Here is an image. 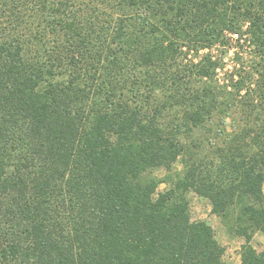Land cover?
<instances>
[{"label":"trees","instance_id":"obj_1","mask_svg":"<svg viewBox=\"0 0 264 264\" xmlns=\"http://www.w3.org/2000/svg\"><path fill=\"white\" fill-rule=\"evenodd\" d=\"M263 185L264 0H0V264H264Z\"/></svg>","mask_w":264,"mask_h":264},{"label":"rangeland","instance_id":"obj_2","mask_svg":"<svg viewBox=\"0 0 264 264\" xmlns=\"http://www.w3.org/2000/svg\"><path fill=\"white\" fill-rule=\"evenodd\" d=\"M29 5V3H25L19 6L20 14L34 13V9L29 7ZM246 24L247 22L241 26L240 30L236 31L241 39L232 40L229 35L232 31L226 30L223 36L227 42L225 44L215 43L209 50L211 55L220 59L222 66L217 70L218 78L225 82L230 80L231 74L237 72L238 67L242 64L241 62H246V65H248L252 59L251 47L246 40L249 36ZM233 77L236 78V75ZM234 116L237 117L236 114ZM176 168H180V164L177 163ZM159 174L163 175L161 171ZM163 186L164 184H161L159 189ZM189 198L191 218L193 220H204L210 224L216 239L225 248L223 264H240V252L244 243L243 237L237 236L227 229L223 220L211 211V203L207 198L193 192L189 194ZM251 244L256 250H261L264 247V234L259 231L255 232L252 236Z\"/></svg>","mask_w":264,"mask_h":264},{"label":"built area","instance_id":"obj_3","mask_svg":"<svg viewBox=\"0 0 264 264\" xmlns=\"http://www.w3.org/2000/svg\"><path fill=\"white\" fill-rule=\"evenodd\" d=\"M229 35L232 40L241 39L238 32H231Z\"/></svg>","mask_w":264,"mask_h":264}]
</instances>
